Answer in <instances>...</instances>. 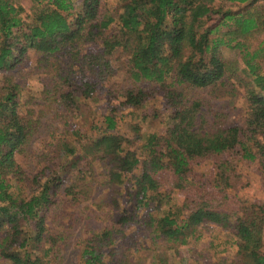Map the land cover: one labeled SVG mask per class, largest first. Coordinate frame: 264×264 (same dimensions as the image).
I'll list each match as a JSON object with an SVG mask.
<instances>
[{
	"label": "trees",
	"instance_id": "1",
	"mask_svg": "<svg viewBox=\"0 0 264 264\" xmlns=\"http://www.w3.org/2000/svg\"><path fill=\"white\" fill-rule=\"evenodd\" d=\"M45 1L28 22L11 0H0V76L10 77L7 84L0 80V258L50 264L55 240L48 223L61 218L63 207L104 193L113 222L84 241L81 260L132 264L127 252L136 242L125 240L126 228L178 191L184 216H151L156 238L179 246L200 226L216 225L236 236L238 251L214 264H264V200L230 191L241 162L257 161L264 182V0H119L115 9L106 0ZM120 8L118 29L111 31ZM224 48L239 58L227 59ZM118 51L128 57L131 79L97 126L83 106L119 70L113 64ZM33 53L43 69L41 102L14 82ZM234 78L245 90L243 127L226 124L223 111L207 110L204 99H187L177 87L215 90ZM114 84L108 91L116 99ZM159 95L169 118L163 134L143 143L141 157L118 130L117 110L145 109L143 117L158 119L162 111L147 104ZM35 106L49 108L43 113L60 127L52 147L43 149L42 168L28 174L18 156L41 123ZM77 119L92 126L85 132ZM208 162L209 172L197 170ZM157 264L169 262L157 257Z\"/></svg>",
	"mask_w": 264,
	"mask_h": 264
},
{
	"label": "rangeland",
	"instance_id": "2",
	"mask_svg": "<svg viewBox=\"0 0 264 264\" xmlns=\"http://www.w3.org/2000/svg\"><path fill=\"white\" fill-rule=\"evenodd\" d=\"M11 1L19 9L20 16L28 22L32 21V17L41 7L39 0ZM42 2L45 3L46 1L42 0ZM106 2L109 7L115 9L121 1L106 0ZM121 12L122 8L114 12L113 15L116 16V20L109 28L111 31L118 29V17ZM222 52L227 59L239 58L236 50L232 51L224 48ZM38 58V55L31 54V62L25 68H20L19 72H17V77H12L15 78V81L12 80L19 83L21 88L25 87L24 94L26 97L33 96L36 102H41L43 97V75L40 71L43 69L36 64ZM114 58L113 64L119 70L107 80V88H100L101 95L83 106L85 110H89L97 126H102L103 113H106L109 107L115 106L118 98L119 100L121 99L120 91L131 79L126 71L128 57L122 51H118ZM240 74L243 76L242 73ZM1 78L6 84L10 79L6 74H1L0 80ZM114 83L117 88H115ZM113 84L117 93L116 99L110 96L108 91ZM177 87L179 90L184 91L183 94L187 99H204V105L207 110L212 108V111H223L224 115H227L226 124L243 127L246 120V103L243 97L245 90L238 79L234 78L224 86L217 89L214 88L215 90L210 89V87L196 88L185 84ZM147 105L154 109H160L162 111L161 117L155 120L150 117L145 118L142 116V112L145 109H134L133 111L129 108H122L117 110L118 130L128 138L127 146L135 149L141 157L146 152V149L142 148L143 143L147 142L148 138L153 134H163V124L169 118V111L163 95H159L157 99ZM43 112H49V108L35 106L33 114L41 119V123L38 124L34 138L28 145L29 150L18 156L19 162L28 174H35L42 168L44 165L43 149L52 147L51 144L55 143V138H52V135L57 133L56 129L60 127L54 121L55 117L53 114L48 113L45 115ZM76 123L82 126L85 132L92 126L90 123L85 124L80 119H77ZM211 124V122L207 124V128H211ZM138 133L141 139L137 138ZM94 166L97 172L95 175L99 176L96 186L99 185L101 187V182L103 181H101L102 175L100 172L102 169L97 163ZM211 169V162L203 163L197 167L200 172H209ZM230 191L243 199L252 201L264 200L263 176L257 161L240 163L239 180L234 179L232 181ZM183 199V196L178 191H173L169 198L163 200L159 208L156 204H153L147 210L143 209L140 212L141 222L134 228H126L127 238L125 240H135L136 242L127 252V255H130L132 264H157V257L167 258L169 264H214L221 258H228L229 260L236 258L238 251V246L235 242L237 240L236 236L230 230H224L216 225H211L210 227L200 226L195 234L187 238V243L179 244V246L172 247L171 243H168L163 237H155L148 223L149 218L151 216L171 214L181 220L184 216L182 211ZM112 222V213L108 203L105 201L104 193L97 194L92 199L83 201L79 205L76 204V206H72L68 210L63 207L61 218L48 223L49 227H53L51 234L53 235V240H55V242L51 243L52 249H50L47 256L50 264H83L80 254L84 241L99 233V231L104 229V226H110ZM125 247H127L126 244ZM0 264H9V262L0 258Z\"/></svg>",
	"mask_w": 264,
	"mask_h": 264
}]
</instances>
